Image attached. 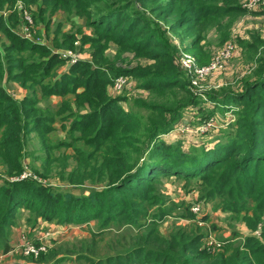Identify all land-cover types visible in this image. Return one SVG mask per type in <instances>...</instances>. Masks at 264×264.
I'll list each match as a JSON object with an SVG mask.
<instances>
[{
    "label": "trees",
    "instance_id": "trees-1",
    "mask_svg": "<svg viewBox=\"0 0 264 264\" xmlns=\"http://www.w3.org/2000/svg\"><path fill=\"white\" fill-rule=\"evenodd\" d=\"M98 1L101 5H89V0H0V9L4 10L21 2L25 9L38 7L43 15H53L58 10L84 11L88 8H96L98 14L97 18H92L98 39L83 37L97 43L91 59L95 69H91L90 60L78 61L71 66L69 75L65 74L52 85L42 87L44 96L73 95L72 101L65 99L62 102L59 111H68L70 114L67 116H70L72 113L75 115V109L78 110L77 119L67 133L71 141L62 140L48 146L44 165L56 162L54 149L72 148L76 162L72 175L64 172L66 166L63 165L60 177L75 184L88 180L93 182L95 188L90 189L88 194L75 195L65 200H62L60 193H56L51 203L41 205L37 200V191L40 189L38 185L29 181L10 182L0 179V242L5 240V251L11 248V242H7L8 229L23 207L36 208L38 216L46 220L58 218L68 222L88 223L92 219H101L106 225L119 219L126 224H135L138 216H147V205L158 203L153 194L152 181L164 175L182 176L185 179L199 176L208 185L215 183V189L222 193L226 185L234 180L239 189H229L228 193L240 195L246 192L255 195L258 207L264 209V180L259 184V179H264V51L258 48L263 43L253 36L252 43L243 45L249 53H261L255 60L249 55L246 57L256 63L254 77L244 81L243 89L229 94L225 92L226 96L220 99L225 109L231 106L234 108L237 115L235 128H226V137L212 148L201 146L187 154L175 143H167L163 135L172 131L181 119L184 108L193 103L196 96L189 86L188 72L180 62L177 64L175 61V48L166 45L163 39L159 40L160 30L155 23L152 25L148 16L174 17L171 28L181 30L184 37L192 36L187 51L197 56L203 40L199 25L212 19L221 26L220 17L245 13L239 0ZM16 17V11L10 13L8 18L3 15L0 17V30L8 37H12V34L6 21ZM223 30L222 41L225 43L229 37L228 27ZM99 37L115 38L120 45H129L154 61L152 70L136 69L129 73L142 75L144 78L139 84L140 88L151 92L147 100L136 99L133 102L136 109L131 107L125 110L122 103L127 98L112 97L108 93L107 85L114 81L110 74L122 72L106 66L103 56L106 44ZM66 39L69 41L72 36L66 34ZM9 47L21 50L29 48L35 53L36 48L44 46L19 36L17 39L12 37ZM69 47L73 48V44ZM33 55L17 58L21 70L17 77H28L36 84H41L56 65L66 61L59 53H54L41 71H31L35 64L28 63V60ZM212 57L208 60L196 59L203 65L210 63ZM27 69L35 74L27 75ZM23 85L27 84L23 82ZM35 101V96H26L22 100L30 107ZM33 111L27 107L20 110L0 84V162L9 175L23 170L22 156L25 153L27 133H48L53 129L52 123L59 113L44 116L37 114L29 119L28 115ZM67 116H61V119ZM77 124H80L79 128H76ZM75 128L79 129L78 133ZM79 143L83 146H79ZM221 163H225L226 167L216 178L211 169ZM232 205L234 211H238L241 206L238 202ZM188 217L196 219L192 211ZM206 219L203 217V220ZM259 224L257 222L254 229H259L264 238V221L262 227ZM203 237V234L193 231L187 237L183 234L180 240L183 249L193 255V264H264V242L256 236H247L243 244L237 247L227 241L219 252L202 248ZM129 255L133 256L137 264H183L161 248L144 250L140 246Z\"/></svg>",
    "mask_w": 264,
    "mask_h": 264
},
{
    "label": "rangeland",
    "instance_id": "rangeland-1",
    "mask_svg": "<svg viewBox=\"0 0 264 264\" xmlns=\"http://www.w3.org/2000/svg\"><path fill=\"white\" fill-rule=\"evenodd\" d=\"M91 1L89 5H101L98 0ZM250 0H239V5L245 9V13L239 15L222 16L221 26L212 19L202 22L198 29L201 30L203 40L200 43L199 55H195L199 60H205L213 55L216 48L222 45L225 28L228 27L229 39H233L238 45L237 56L230 59L224 70L214 75L213 78H205L193 84L191 76L188 74L191 88L195 93L193 103L184 108L182 117L174 126L171 132L163 135L167 143H175L187 154L193 153V148L205 147L212 148L215 144L222 141L226 135V128H235L237 115L234 108L227 107L220 99L225 92H238L244 88V81L254 77L253 71L256 63L253 61L261 53H249L244 48L245 44L253 42V36H256L262 45L258 48L264 51V0H261L260 6L256 10H251ZM111 3V1H110ZM16 11L17 17L14 20H8V27L13 38L24 37L32 43L40 46L36 48L35 53L29 48L11 49L9 46L12 37L0 30V64L1 75L0 84L6 89L12 99L19 106L20 110L25 107L34 110L28 116L34 118L37 114L40 116L54 115L55 121L52 123V130L48 133L34 131L27 133L25 137V153L22 156L23 170L14 175L7 174L4 165L0 162V179L10 182H32L40 187L37 191V200L41 205H47L53 200V194L60 193L62 200L72 197L83 196L94 189L93 182L83 180L78 184L63 180L59 173L62 166L66 173L72 175L76 162L73 159L74 149L61 148L54 149L53 154L57 159L51 165H44L47 147L60 141L69 142L67 133L73 122L77 119L75 109L74 113L67 116L68 111H59L62 102L65 99L73 100V95L67 96L51 95L44 96L43 86L52 85L55 80L60 79L65 74H70L71 66L78 61L90 60L91 69H95V64L91 60L93 51L96 48V42L86 40L87 37L98 39L95 28L92 25V18H97L96 8L86 10H58L53 15L47 13L40 14L38 7L25 9L21 2H17L9 9H0V17L8 18L9 14ZM44 17H41V16ZM152 25L158 26L159 40L165 41L166 45L175 48V61L179 64V58L182 52L189 50V44L192 36L184 37L181 30H173L171 23L174 17L157 18L154 14L149 15ZM6 20V19H5ZM66 34H70L72 39H66ZM87 36L86 38H83ZM101 42L106 44L103 52L106 66L112 70L118 69L122 73L110 74L115 80L121 75L128 76L130 85L123 91H115L114 83L107 85V91L112 97L127 99L123 101L122 108L130 110L136 99L147 100L151 92L140 88L139 84L143 80L142 75L129 74L136 69L152 70L153 60L148 56L137 52L129 45H120L115 38L106 39L99 37ZM132 42V41H131ZM73 44V48L69 45ZM244 45V46H243ZM59 53L66 61L56 65L50 76L41 84L32 83L27 77L20 78L17 58L19 56H29L34 54L28 60V63L35 64L31 71H41L47 64L49 58ZM69 54L64 57V54ZM197 54V52H196ZM247 55L253 60L247 59ZM254 62V64H253ZM27 69V75H33ZM87 71V69H85ZM91 72V71H88ZM23 82L27 85H23ZM32 85V87H30ZM79 90H82L80 88ZM33 91V92H32ZM26 96H35L33 106L23 103ZM215 97V99H214ZM219 98V99H217ZM61 112V113H60ZM52 113V114H50ZM25 114V113H24ZM65 114V115H64ZM61 116H67L61 119ZM77 124L76 128H79ZM75 128V129H76ZM76 133L79 129L75 130ZM79 146H83L79 143ZM59 160V162H58ZM225 163L217 164L211 172L218 178L225 169ZM64 169V168H63ZM259 184L263 183L262 177ZM1 181L2 183H5ZM153 194L158 199L157 204L147 205V216H138L137 223L126 224L116 219L104 225L101 219H92L88 223L68 222L58 218L46 220L43 216H38L36 208L23 207L16 215L15 222L9 227V241L11 242L13 232L16 227L27 225L33 231L32 233L24 230L32 240L37 238L39 232L57 233V238L49 237L44 239L50 243L46 252L36 258H24L27 263L34 264H137L133 256L129 254L137 247L142 246L144 250L155 248L164 249L170 252L183 264H193V255L183 249V243L180 240L185 234L196 231L204 235L201 246L219 252L223 249L227 241L237 246H241L247 236L258 237L262 242L259 229H254L258 222L262 227L264 221V209L258 207V199L252 194L242 192L240 195H231L229 189L238 190L237 183L232 180L226 187L225 192H219L215 189V183L208 185L199 176L185 179L182 176L164 175L152 181ZM241 204L238 211L232 209L233 203ZM201 205L199 211H192V207ZM193 212L196 219L188 217L189 212ZM203 217H207L203 220ZM43 222H48L45 227H41ZM42 240V237L39 241ZM5 240L0 242V253L4 250Z\"/></svg>",
    "mask_w": 264,
    "mask_h": 264
},
{
    "label": "built area",
    "instance_id": "built-area-1",
    "mask_svg": "<svg viewBox=\"0 0 264 264\" xmlns=\"http://www.w3.org/2000/svg\"><path fill=\"white\" fill-rule=\"evenodd\" d=\"M261 0H250L247 8L251 10H256L260 6ZM238 51V45L233 39L227 40L224 44L216 48L210 63L199 64L196 56L189 51L182 52L179 62L188 74L191 76L193 84H198V81L205 78H213L219 72L224 70L227 62L235 57ZM69 54L65 53L64 57H68ZM115 91H123L130 85L128 76L121 75L116 77L113 81ZM202 206L199 204L192 207V211H199ZM22 243L20 248L22 253L25 255H31L38 258L42 253L46 252L50 243L42 238L39 240H32L28 237L27 233L24 231L21 235Z\"/></svg>",
    "mask_w": 264,
    "mask_h": 264
},
{
    "label": "crops",
    "instance_id": "crops-1",
    "mask_svg": "<svg viewBox=\"0 0 264 264\" xmlns=\"http://www.w3.org/2000/svg\"><path fill=\"white\" fill-rule=\"evenodd\" d=\"M236 56H237V53H236L235 57ZM46 223H48V222H43L42 225H40V226L41 227L43 226V228H44L45 227L44 225H46ZM24 230H27L30 233L33 232L31 230V228L27 225H22V226L16 227V229L13 232L10 250H8L4 253H0V264H34L33 262L27 263L24 261V258H35V257H33L31 255L23 254L22 249L20 248V245L22 243L21 235L24 232ZM57 230L58 231H56V234L55 233L51 234L50 232L43 233V232L38 231L36 239H40L41 237L43 239H48V236L53 237V238H57L56 235H57V233H59V229H57ZM38 264H40V263H38Z\"/></svg>",
    "mask_w": 264,
    "mask_h": 264
}]
</instances>
